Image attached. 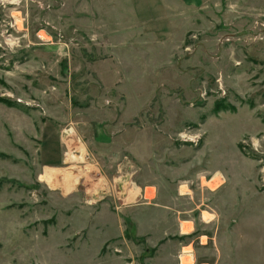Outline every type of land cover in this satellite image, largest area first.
<instances>
[{"label":"rangeland","instance_id":"rangeland-1","mask_svg":"<svg viewBox=\"0 0 264 264\" xmlns=\"http://www.w3.org/2000/svg\"><path fill=\"white\" fill-rule=\"evenodd\" d=\"M0 264H264V0H0Z\"/></svg>","mask_w":264,"mask_h":264},{"label":"crops","instance_id":"crops-1","mask_svg":"<svg viewBox=\"0 0 264 264\" xmlns=\"http://www.w3.org/2000/svg\"><path fill=\"white\" fill-rule=\"evenodd\" d=\"M56 150H57V147H56ZM134 192H138V191L136 190ZM152 196H154V193H152L151 191L149 193L148 189L145 188L144 189V198L148 199L149 200L148 202H151L150 198H152ZM177 218H178V222H176V224H175L176 225L175 229H177V233L180 234L181 236H184L185 234H190L194 228L193 220L189 219V218H185L181 215L180 216L178 215ZM185 247H188V245L183 244L182 248H185ZM182 253L183 254L180 256V258H183V255L185 254L184 251H182Z\"/></svg>","mask_w":264,"mask_h":264},{"label":"bare ground","instance_id":"bare-ground-1","mask_svg":"<svg viewBox=\"0 0 264 264\" xmlns=\"http://www.w3.org/2000/svg\"><path fill=\"white\" fill-rule=\"evenodd\" d=\"M14 1V0H13Z\"/></svg>","mask_w":264,"mask_h":264}]
</instances>
